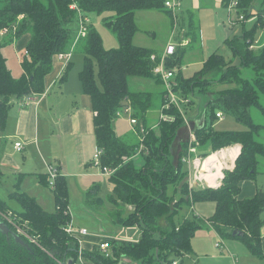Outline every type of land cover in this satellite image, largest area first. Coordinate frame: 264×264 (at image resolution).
I'll use <instances>...</instances> for the list:
<instances>
[{"label": "trees", "instance_id": "obj_1", "mask_svg": "<svg viewBox=\"0 0 264 264\" xmlns=\"http://www.w3.org/2000/svg\"><path fill=\"white\" fill-rule=\"evenodd\" d=\"M165 1L0 0V32L2 28H10L11 37L8 42L24 34L30 36L22 63L24 74L19 78H15L7 66V59L3 55L6 44L0 39V125L6 124L12 98L19 99L44 92L45 79L53 72L56 56L66 53L74 43L77 46L82 44L85 60L79 78L84 92L93 100L96 141L103 148L101 164L116 169L109 179L114 183L111 199L134 206V212L128 217L117 211L114 219L121 225H139L142 229L139 241L103 239L112 244L111 257L94 246L83 250L85 259L95 264H118L122 257L139 264H172L174 254L183 256L193 252V236L203 226L200 217L185 218L177 223L176 216L185 205L214 201L216 211L210 220L217 230L225 238L236 237L251 254L264 260L261 235L264 226V189H258L254 197L239 198L241 183L244 180L255 182L259 174V158L264 157V142L258 139L264 125L255 122L252 117L253 108L264 112L261 101V94H264V46L260 51L251 48L258 31L264 29V12H254V0H241L239 3L247 20L257 16L254 26L250 30L246 29L242 36L226 40L234 57L239 56L240 64L233 65L232 60H227L224 55L213 53L202 69L186 78L180 68L183 53L167 61V67L178 68L175 91L190 100L185 103L186 106L193 103L190 93L209 95L215 92L207 102L208 123L195 130L198 146L205 150L203 155L208 157L225 147L242 144V152L235 161L236 166L226 171L221 186L190 188L189 171L183 161L188 148L177 155L176 160L172 153L177 132L185 124L183 114L173 105L164 111L174 119L159 121L158 127L150 130L144 138L145 149L142 155L145 166L141 169L130 158L135 155L138 146L125 142L116 134L113 122L118 118L119 110L131 103L134 116L145 122L147 110L152 109L156 103V94L132 90L129 80L141 77L162 83L159 75L154 72L159 56L153 59L154 49L136 46L133 37L139 29L135 22L136 10L154 9L170 13ZM73 4H77L78 9L86 15L108 11L115 13V17H105L104 24L115 33L119 47L107 50L99 30L93 26L89 27L86 36L75 42L79 14L77 9L71 7ZM75 24L76 28L73 27ZM251 67L256 72L255 77L244 78L243 69ZM216 79L221 85L232 86L218 92L210 90L207 83ZM158 95L162 97V105H166L164 91ZM218 112L232 115L248 129L225 132L215 130L213 122ZM55 185L57 209L54 213L42 209L30 195L14 193L23 211L12 214L17 216L18 222L26 223L31 234L38 236L40 246L30 242L31 248H28L19 242H8L0 233V264H59V260L65 259L71 264L77 262L79 243L64 229L71 221V216L65 213L69 206L70 191L64 176H59ZM171 188L175 189V193H180L178 198L170 193ZM91 195L92 190L87 193V198ZM0 212V217L8 223L2 214L9 211L1 201ZM8 225L15 230L11 224ZM234 230L242 234L234 236Z\"/></svg>", "mask_w": 264, "mask_h": 264}, {"label": "crops", "instance_id": "obj_2", "mask_svg": "<svg viewBox=\"0 0 264 264\" xmlns=\"http://www.w3.org/2000/svg\"><path fill=\"white\" fill-rule=\"evenodd\" d=\"M204 8L206 10L207 8L212 10L214 9L218 11V14L222 13L227 15V24L224 23L225 25L222 26L219 25L217 27L216 30H218L219 33L217 34L215 39L211 42V45L208 46L206 45V40L209 35L205 36L201 32L202 24L200 22V16L202 17L201 9ZM155 11L164 15L166 14L170 18L171 24L174 26L171 35L168 39L169 40L168 43L175 42L176 44V51L175 54L172 56H175L176 54H177L176 56H179L181 53H183L184 54L182 58L183 60L187 54L186 53L187 50H189L190 52H194L197 51L196 49H199V51H202L203 54L198 55L199 58L197 59L195 66L200 69L203 68L202 67L203 64L206 62V60L209 58L211 54L213 53L222 54L218 52L219 48L222 46L221 45L222 42L223 45H226L229 48V50L232 52V50L226 43V40L233 39V37H236V35H242L244 31L247 29L246 24L250 22L255 23L257 19V16L254 15L244 23L238 22L236 24H231L229 22L230 19L229 11L226 10V0H187L186 2L185 0H181L180 9H179L180 12L178 15L179 17L177 23L178 27L175 25L174 18L171 12L167 13L154 9L136 10L135 22L139 28L137 33L133 37V41L136 46L137 45L141 47L147 46L146 48L150 47L148 45H145L144 43H141L140 38L136 39V37L141 32V26L139 25V22L143 18V13L150 12V15L154 16L155 14H157ZM207 14L208 13H206L205 16L208 17ZM88 16L89 18H91L90 14ZM109 17H115V15H110ZM233 20L235 21V19ZM91 21L92 19H90L88 22V28L90 26H93L92 25L93 23L91 24ZM237 25H243L241 34H238ZM187 27L190 29L189 31ZM216 30L213 32L212 34L213 36L215 35ZM198 31H200L199 34H197ZM10 35L3 34L2 31L0 32V39L4 41L6 44L3 47V55L5 59H7V66L10 72L14 75L15 78H19L24 74V72L22 68L23 61L22 58L21 59L19 58L18 51H23L25 49L24 55H26L27 42L30 36L28 34H24V36H21L19 38L17 37L13 41L8 42L11 37ZM198 36L200 37V39L203 37L205 39V42L204 43L203 41H201L202 43L199 42ZM220 40L221 42H218ZM198 43H201L199 48L196 46L199 45ZM10 44H12V46L14 45V53L16 54L15 57L16 62L13 59L12 66L9 64V59L7 58V55L4 53L6 46ZM263 46H264V29H261L260 32L258 33L255 43L251 45V48H255L256 50V49H261ZM81 48H82V44L80 46L79 45L77 46L76 44L75 48L72 50L71 55L69 56L70 57L69 59L60 58L58 57V55L56 56L53 72L50 73L45 79L46 90L40 94L32 95V99L29 103H26V105L22 103L21 100L24 97L19 99L18 98L11 99L10 107L7 112L8 118L6 124L4 126L0 125V183L1 186L3 187L2 180L10 179L12 181V184L10 186L13 188L12 190H9L10 192L7 189V195L8 196L10 195V198L12 199L15 198L14 193L17 192L25 193L36 199L42 209H44L49 213H54L57 209L56 199L54 195L55 188L51 187L52 190H49V186L51 185H49V183L46 182V180H48V171H47L48 166L52 165L53 167L57 168L60 172L59 176H64L70 191V197H69L70 201L67 209L69 211V213L67 214L71 216L70 222H73V224L76 227L88 229V233L85 236H83V239L85 240L84 242V250H85L87 247L88 248H92L94 246L99 247V244L103 241V239L112 240L115 239V237L126 239V241L129 240L133 241L134 239H130L127 237V229H129V227L131 226L121 225L120 223L115 222L114 219L118 206L116 202L111 199V195H113L114 183H111L109 179L116 170L113 171V173L109 174L104 172L102 164L95 166L93 163V159L95 156L94 154L96 153V151L100 146L98 144V141H96V132L94 127V113L92 111L93 100L91 99V96L89 94L84 92L83 85H81L79 78L85 60L84 52L83 49ZM71 49L72 47L67 51H71ZM154 51H155V55L159 56V60H160L164 55L163 53L165 49L159 51L154 50ZM172 56H169L167 59L169 60V58H171ZM225 58L227 59L226 56ZM167 59L166 61H168ZM227 60L231 61L233 59H227ZM165 66L167 67V62ZM180 68L183 76L186 78L193 76L197 71L200 70L199 69L195 71V73L191 76H185L183 72L185 68L183 66V63L181 64ZM177 73L178 72H176V75L173 78L174 83L176 80V76L178 75ZM131 80L132 78H130L129 83L131 82ZM138 81H139V85L137 87L140 86V83L146 84V86H151L155 82L154 79L152 80L141 77L137 80V82ZM158 84L160 87H158L155 90L153 89L150 90L147 87H146L147 89H139V90L149 91L152 94L153 93L156 94L155 96L156 103L153 108H155L156 104L161 102L160 104L161 106L159 107L160 116L157 120L155 119V117L154 118L150 117V113L151 110H153V108L147 110L145 115L146 116L145 122H143L142 120L140 121L138 120L137 125L140 126V124H142L149 131L158 127V122L161 121L162 115L165 112L164 106L162 105L163 101L162 99L159 98L160 95H158V93L161 90L164 91V93H166L165 86L163 85V82L161 84L160 83ZM130 87H131V83H130ZM131 89L135 91H139L138 89H133L132 87ZM207 102L203 107L200 106L197 109L196 113L194 114H190L188 110L189 108H187L188 112L187 111L185 112H186V119L189 120V123L187 124L185 122V124L182 127V130L187 128L189 129L188 143H190V146L192 145L191 148L195 149V151H192L191 158L192 159L199 158L200 160L198 169L193 165H189L188 162L184 160V158H187V156L191 155V152L189 151L190 147L187 150L188 153L185 154L183 158V161L185 163L184 167H186V169L189 171L190 185L192 183L193 184L192 187L195 188H198V186L201 187L205 183L204 181L196 180V175L201 173V170L203 168L202 166L204 160L203 154L205 150L201 148L199 149V146L197 145L199 144L198 138H197V142H193L191 139V135H194V137L196 138V134H195L196 128L199 126H204L209 121ZM129 104L132 107V104L131 103ZM191 105H194V102L188 106ZM127 114L129 116V120L128 119L122 120V118L125 115L118 116V118L115 119V121L113 122V126L115 128L116 134L120 138H122V140H124L125 142L128 141L129 143L139 147L141 142L140 140L141 133L139 132V126L137 125L133 126L130 123L131 116L132 115L134 116L133 107H132V113L131 114L127 113ZM222 114H223L222 117L220 118L217 117L218 122L220 124H222L224 120V113L222 112ZM215 126L216 123L214 120L213 128L216 130ZM129 129L133 132L135 138L134 142H131L126 139V134L129 132ZM16 142L24 143L23 149L17 150ZM178 143L181 146L180 147L181 151L178 150L177 155L182 153V144H184L185 141L179 139ZM235 145L240 146V153H241L242 144L239 143ZM175 149L177 151L176 146L174 149L172 147V153L173 152L175 153L174 151ZM135 155L136 158L143 157L142 152L139 154H136L135 152ZM235 166L236 165L234 163L233 167L235 168ZM215 168L216 167H214L213 170L217 169ZM207 171L208 170H205V172ZM224 177H225V173L223 174V178ZM223 178L221 179L222 181L221 180L219 181L220 186L223 183ZM255 183L256 181L254 182L251 180H244L241 183V191L239 198L241 199V198L254 197L257 190L260 189ZM107 187L110 189L111 194H108L107 197H104L101 191H103V188H107ZM213 187L217 188L219 186L213 185ZM90 190H92V195L89 196V198H87V193ZM76 196H80L81 200L83 201V204L86 206V208L90 210L89 215L91 217L94 218L97 217L100 219L104 216L105 217L107 216L106 218H108V220H111L113 224L116 223L118 225H121L123 227V231L120 232V235L113 236L105 233L100 235L91 234V232L89 231V227L86 225H80V221L77 219V217L75 218V221H73L72 199H76L75 198ZM1 198L0 201L4 202L9 212L19 213L23 211L22 204L16 198L15 200H17L19 204L22 206L21 211H14L10 209L7 204V201ZM52 202L54 208L50 210L49 207L52 204ZM194 204L195 203H192L191 207H193ZM127 206L128 207L131 206L132 209L134 208V206L132 205L124 204V207L127 208ZM215 207H216V203H215ZM192 209H193V217L194 216L198 218L200 217L202 219V223H203L202 228L204 226L209 227L212 231L215 232L217 236L221 238L220 240L222 242L221 246L216 245L217 242H220L217 241L215 243V247L213 248L214 255L208 257L209 259H213V260L216 259L215 264H225V260H228L227 258H225V255L231 258L232 264H247V263L249 264L252 260L254 261V259L255 260L260 259L261 262L264 261L263 259L251 254V252L248 249H247L248 251L245 252L246 261L244 259L240 260L230 250L229 247L228 248L226 247L224 243L225 237L217 230L215 224L211 222L210 218L213 216L215 212L211 216L205 217L201 213L197 214L196 211H194L195 208ZM126 211L127 213L131 212V209L128 208V210ZM126 211L125 212L122 211L124 217L128 216L126 215ZM186 215L188 216L190 215V213L189 214L186 213ZM141 234H142V229L140 227V236L138 237L137 240L134 241H139ZM261 235H262V246L264 249V226L262 227ZM194 236L193 239L195 238ZM193 239H192V248H193ZM192 253H194V251ZM187 255L190 254L183 255L182 257H186ZM88 261H91L92 263L95 264V262L90 259H88ZM172 261L174 262L176 260L172 259ZM132 262L135 261L131 260L130 258L128 259L126 257H122V259L118 264H132ZM76 264H80V263H76ZM85 264H87V261ZM176 264H178L177 261ZM202 264H210V263L207 262V259H204Z\"/></svg>", "mask_w": 264, "mask_h": 264}, {"label": "rangeland", "instance_id": "obj_3", "mask_svg": "<svg viewBox=\"0 0 264 264\" xmlns=\"http://www.w3.org/2000/svg\"><path fill=\"white\" fill-rule=\"evenodd\" d=\"M186 1L187 0H185V2ZM240 2H241V0H239V3ZM238 9L240 10V12L234 13L233 19H235V21H237L236 23H238V22L244 23L245 21H247L246 17H245V20H242V21L237 20V15L239 13L245 14L242 11V9H240V7ZM252 9H254L255 12H258V11L264 12V0H254L252 3ZM201 10H202V17L200 16V22L202 24V31L201 32L205 36L209 35L207 40H206V45L208 46V45H211V42L215 39V37L219 33L218 30H216L217 27L219 25H221V26L225 25L224 23L227 24V15L222 14V13L218 14V11H216L214 9H213L214 10L213 11L212 9H209V8H207V10L205 8L201 9ZM179 12H178V15H179ZM156 13L157 14H155L154 16L150 15V12L143 13V18L139 22V25L141 26V32H140V34L137 35L136 39L140 38L141 43H144L145 45L150 46L148 48L159 51V50L166 49V45H168L167 43L169 41L168 39L171 35V32H172L174 26L171 24V20L166 14L164 15V14H161L159 12H156ZM206 13H208L207 14L208 17L205 16ZM90 15H91L90 19H92L91 24L93 23L92 24L93 27L97 28L99 30V32L101 33L105 48L107 50H109L111 48L119 47L120 43H119L115 33L113 32V30L110 27H107L104 24V18L108 17L110 15H115V13H113L111 11L103 12L102 14L94 12V13H90ZM254 24H255L254 22H250V23L246 24L247 29L250 30L254 26ZM73 27L76 28V24ZM237 27H238V34H241L242 29H243V25H237ZM187 29H188V31L190 30L188 27H187ZM215 30H216V33L213 36L212 34ZM199 32L200 31H198L197 34H199ZM259 32L260 31H258V33ZM258 33L256 35V39H257ZM242 35H236V36H242ZM198 39H199V42H201V41H203V43L205 42V39L203 37L201 38L202 39L201 40L200 37L198 36ZM218 42H221V40ZM173 43L175 44V42H173ZM201 43H198L199 45H196V46L199 48ZM217 44H219V43H217ZM221 45L222 46L219 48L218 52L224 54L227 57V59H233L232 60L233 63L231 62L233 65L240 64L239 56L234 57L232 52L229 50V48L226 45H223V42L221 43ZM253 49L255 50V48H253ZM196 50L197 51H194V52H190L189 50H187V52H186L187 54L184 57V59L182 60L183 66L185 67L183 70L185 76H191L195 73V71L200 69V68L196 67L195 65H196L197 59L199 58L198 55H201L203 53H202V51H199V49H196ZM256 51H260V50L256 49ZM4 53L7 55V58L9 59V64L12 66L13 59L16 62V58H15L16 54L14 53V45L12 46V44H10V45L6 46ZM18 53H19V58L20 59L22 58V61H24L25 49L23 51H18ZM167 68H169V67H167ZM173 68L177 72V70H178L177 66L173 67ZM13 70H15V69H13ZM255 75H256V72L252 67L243 69V77L244 78L251 79L252 77H255ZM139 78L140 77H138V78L133 77L132 78L130 83H131V87L133 89L139 90V89H147L148 88L150 90H152V89L155 90L158 87H160L157 82H154L151 86H146V84L140 83V86L137 87L139 85V81L137 82V80ZM230 86H232V85H230V84L221 85L220 81L217 79L213 80V82L207 83V87L208 88L210 87V90L211 89L213 91L217 90V92L224 90L225 88L230 87ZM142 87H144V88H142ZM163 89H164V87H163ZM212 94L215 95V92H210L209 95H204L202 93H195L196 96L193 95L192 93H190L189 96H191V98L194 102V105L186 106L184 102H182V103L179 102V105H181V108H183L185 111L188 112V110H189L190 114H194V113H196L197 109L200 106L203 107L205 105V103L209 100L210 95H212ZM177 96H179L181 98L180 94H177ZM159 98L162 99L161 96H159ZM261 101H262V104L264 107V94H261ZM160 104H161V102L156 104L155 108H153V110H151V113H150L151 118L155 117L156 120L159 118V116H160V111H159L160 108L159 107L161 106ZM187 108H189V109L187 110ZM252 117H253L255 122L264 125V112L261 109L253 108ZM123 119L129 120V116L127 113H125V116L122 118V120ZM215 123H216V126H215L216 130L221 131V132L239 131V130L244 131V130L248 129V127L245 124H243L240 121L238 122L232 115H229L227 113H224V120H223L222 124H220L218 122V119L215 120ZM182 127L177 132V136L175 138V141L172 144L173 149L175 148V146L177 147V151L175 149L174 150L175 153L173 152L175 160H176V156L178 154L177 152H178V150H180V147H181L180 144L178 143L179 139H182L186 143V145L182 144V151L186 150L189 147L190 148L192 147V145L190 146V143H188L189 142V138H188L189 129L187 128V129L182 130ZM126 139L131 141V142L135 141L133 132L130 129H129V132L126 134ZM258 139L260 141L264 142V130L259 133ZM197 145H199V144H197ZM190 148H189V150H190ZM199 149H200V147H199ZM194 151H195V149H194ZM239 151H240V149H239ZM239 154H240V152H239ZM172 157H173V155H172ZM237 157L235 158V161H236ZM130 158L135 162V166L137 168L141 169L143 166H145V161H144L143 157L142 158L141 157L136 158V155H132ZM206 158L207 157H205L203 155V159L205 160ZM235 161L232 162L230 160L228 162V160H227L228 166H226V168L223 169V174L226 173L227 170H233L234 169L233 166H234ZM258 164H259V166H258L259 174L255 178L256 179L255 184H257V186L260 189H264V157L263 156L259 158ZM221 177H223V175ZM105 181H107V180H105ZM2 184H3V187L1 186V183H0V198L2 197L1 199H4L7 201V204H8L10 209H12L14 211H21L22 206L19 204V202L17 200H15V198L14 199L10 198V195L9 196L7 195V189H8V191L13 189L10 186L12 184V181L10 179L2 180ZM203 186L209 187V188L213 187V185H209L207 182L204 183ZM203 186H201V187L204 188ZM51 187L52 186H49V190H52ZM190 188H191V185H190ZM178 189H180V188L178 187ZM174 191H175L174 188L170 189V193L175 194L176 198H178L180 196V193L179 192L175 193ZM110 192L111 191L108 187L103 188V191H101V193L104 197H107L108 194H111ZM75 198L76 199H72L73 221H75V218L77 217V219L80 221V225H86L89 227V231L91 232V234L100 235V234L105 233V234H110L113 236H119L120 235V232L123 231V227L121 225H118L116 223L113 224L111 222V220H108V218H106L107 216L106 217L104 216L100 219L97 217L96 218L91 217L89 215L90 210L88 208H86V206L83 204V201L81 200L80 196H76ZM114 201L116 202V204L118 206L116 211L125 212L126 210H128V208H130L131 212L127 213V211H126V215H129L130 213L134 212V208L132 209L131 206H129V207L127 206V208L124 207V204H126V203H124L122 200H116L115 199ZM49 208H50V210H52L54 208L53 202ZM192 208L196 209V210L194 209V211H196L197 214L201 213L205 217L211 216L215 212V209H216L215 208V202H211V201H199V202L195 203L193 205V207H191V205H185L182 208L183 209L182 212H180L177 215V217L175 219L176 222L179 223V222L185 220V218H192L193 217V209ZM1 212H0V214H1ZM186 213H188V214L190 213V215L187 216ZM262 217H264V213L262 214ZM139 236H140V227L138 225L131 226V227H129V229H127V237L128 238L137 240ZM194 237H195L193 239V251H194V253L187 255L186 257L174 255V256H172V259H175L178 264H202L204 259H207V262H209L210 264H215L216 259L213 260V259H209L208 257L214 255L213 248L215 247V243L217 241H220L221 238L219 236H217L215 234V232L212 231L207 226H204L202 229H199V231L196 232ZM224 243H225L226 247L227 248L229 247L230 250L240 260L244 259L246 261L245 252H247L248 250L245 247V245L243 244V242L239 241L235 237H228V238H224ZM225 258L228 259V260H225V264H228V263L232 264L230 257L225 255ZM86 261H87V264H94L91 261H88V259ZM132 264H139V263L138 262H132ZM249 264H264V261L261 262L260 259H257V260L254 259V261L252 260Z\"/></svg>", "mask_w": 264, "mask_h": 264}, {"label": "built area", "instance_id": "obj_4", "mask_svg": "<svg viewBox=\"0 0 264 264\" xmlns=\"http://www.w3.org/2000/svg\"><path fill=\"white\" fill-rule=\"evenodd\" d=\"M180 2H181V0H166L165 1V6H166V8H168L171 11L172 16L174 18L175 25L177 27H178L177 23H178V12L180 9ZM71 7L74 9H77L78 14H79V21H78V27H77L78 33H77L76 41H75V42H77L81 37H84L88 34V32H89L88 22H89L90 18L88 15L84 14V12L82 10L78 9L77 4H73ZM238 8H239V0H226V10L229 11V17H230L229 22L231 24H236V22H237V21L233 20V14L240 12ZM237 20L238 21L245 20V14L239 13L237 15ZM1 31L3 34H9V32L11 30H10V28L5 27V28H2ZM75 45H76V43L73 44L71 51H67V53H59L58 57L64 58V59H67V58L69 59L70 58L69 56L71 55L72 50L75 48ZM175 51H176V44H174L173 42L168 43V45L166 46V49L163 53L164 55L162 56V58L157 62L156 66L154 67V72L157 75H159L161 82H163V85L165 86V92H166L165 96L167 97V104L164 105V109H168L172 105L177 107V109L180 110V112L183 114L185 122L188 124L189 120L186 119V112L183 108H181V105H179V102L180 103H182V102L188 103L190 100L186 99L182 96H181V98L179 96H177L178 93L175 91L176 85L173 82V78L176 75V70H174L172 68H167L165 66L166 59L169 56L174 55ZM26 54H27V51H26ZM152 58L155 59L156 55L155 54L152 55ZM31 99H32V95H25V97L21 101L23 104L26 105V103H29L31 101ZM125 113H129V114L132 113V107L130 104L125 106L123 109L119 110L118 116L125 115ZM222 116H223L222 112L217 113V117L220 118ZM173 119H174V117L172 115L166 114L164 112L161 120L168 121V120H173ZM130 123L133 126H136L138 124V119L132 115L130 118ZM137 126H139V125H137ZM148 131L149 130L144 125L140 124L139 132L141 133V136H140L141 142H140L139 147L136 149V154L141 153L142 150L145 149V143H144L145 139L144 138H145V135L148 133ZM191 139L193 142H197V138H195L194 135H191ZM23 146H24V143L16 142L17 150L23 149ZM189 151L191 152V155L187 156V158H184V160L186 162H188L189 165H193L198 169L197 160L199 161V163H200V160H199V158H197V159L191 158L192 157V151H194L193 148H190ZM102 152H103V148L99 147L98 150L96 151V153L94 154L95 156L93 159V163L95 166H98L101 164ZM216 152H218V151H216ZM103 169H104V172L109 173V174L113 173V171L116 170V169L112 170L106 166H103ZM47 171H48V183H49V185L52 186V188H55L56 187V185H55L56 179L58 178L60 172L57 168L53 167L52 165L48 166ZM200 174L201 173L196 175V180H200V181H204L205 183L206 182L208 183V181L205 178H202L199 176ZM222 178L219 177L218 180L220 181ZM192 186H193V184L191 183V187ZM218 186H220V183H218ZM65 213H69V211L67 210V211H65ZM2 215L5 218V220L15 228L16 232L20 236H22L28 242H32V243H35V244L40 246V243L38 242V236L33 235L28 231V229L26 228V223L18 222L17 216L12 214L11 212H8L7 214H2ZM64 229L71 237L73 236L79 243V249H78L79 258H78L76 263L85 264L86 259L83 255L85 240L83 239V236H85L88 233V229L76 227L73 224V222L67 223ZM115 239L126 240V239H122L120 237H118V238L115 237ZM221 244H222L221 241L216 243L217 246H221ZM111 245L112 244L109 240L102 241L99 244L100 252L105 254L107 257H111V251H110ZM172 264H176V261H174Z\"/></svg>", "mask_w": 264, "mask_h": 264}, {"label": "bare ground", "instance_id": "obj_5", "mask_svg": "<svg viewBox=\"0 0 264 264\" xmlns=\"http://www.w3.org/2000/svg\"><path fill=\"white\" fill-rule=\"evenodd\" d=\"M239 145L225 147L224 149L211 154L203 161V168L201 174L199 175L202 178H205L210 185H218V178L223 175V169L228 166L227 160L235 161V158L239 155ZM197 160V166L199 165ZM230 166V165H229ZM232 166V165H231ZM216 167V170L213 168ZM205 170H208L205 172Z\"/></svg>", "mask_w": 264, "mask_h": 264}, {"label": "flooded vegetation", "instance_id": "obj_6", "mask_svg": "<svg viewBox=\"0 0 264 264\" xmlns=\"http://www.w3.org/2000/svg\"><path fill=\"white\" fill-rule=\"evenodd\" d=\"M1 222H4V223H6L3 219H2V217H0V224H1ZM6 225L8 226V229H10V231L8 232V233H5V232H3L1 229H0V233L1 234H3L5 237H6V240L8 241V242H19V243H21L22 245H24V246H26V247H28V248H31V244H30V242H28L26 239H24L22 236H21V241H18V240H16V238H15V236H14V233L16 232V230H14L13 228H11L9 225H8V223H6ZM30 250H32V249H30ZM5 259V258H4ZM3 259V260H4ZM2 260V261H3ZM59 264H68V261H67V259H65V260H59V262H58Z\"/></svg>", "mask_w": 264, "mask_h": 264}, {"label": "water", "instance_id": "obj_7", "mask_svg": "<svg viewBox=\"0 0 264 264\" xmlns=\"http://www.w3.org/2000/svg\"><path fill=\"white\" fill-rule=\"evenodd\" d=\"M0 229L3 231V232H5V233H8L9 231H10V229H8V226L6 225V223H4V222H1V224H0ZM242 233L239 231V230H234L233 231V235L234 236H240ZM14 236H15V238H16V240H18V241H21L22 239H21V236L17 233V232H15L14 233ZM72 262H68V264H71Z\"/></svg>", "mask_w": 264, "mask_h": 264}]
</instances>
